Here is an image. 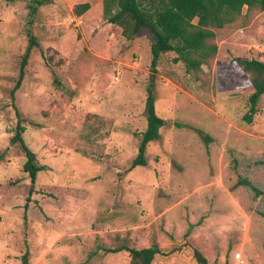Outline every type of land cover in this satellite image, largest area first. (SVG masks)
Segmentation results:
<instances>
[{"label":"rangeland","instance_id":"rangeland-1","mask_svg":"<svg viewBox=\"0 0 264 264\" xmlns=\"http://www.w3.org/2000/svg\"><path fill=\"white\" fill-rule=\"evenodd\" d=\"M83 2L92 8L78 15ZM98 2L0 0V264H25V254L26 264H130L128 251L105 248L154 243L153 264H200L196 249L210 263L264 264V195L239 183L245 154L264 150V101L252 123L243 119L253 87L236 62L264 61V17L245 9L235 29L220 30L201 70L173 51L154 68L149 32L128 41ZM31 35L39 45L13 95ZM150 86L166 124L148 164L131 168ZM17 110L46 166L26 217Z\"/></svg>","mask_w":264,"mask_h":264},{"label":"trees","instance_id":"trees-1","mask_svg":"<svg viewBox=\"0 0 264 264\" xmlns=\"http://www.w3.org/2000/svg\"><path fill=\"white\" fill-rule=\"evenodd\" d=\"M15 1V0H11ZM90 8V3L83 2L75 6V12L83 15ZM247 13L255 10L264 11V0H103V17L110 23L122 28V34L128 41H135L143 32L148 31L151 37L152 66L156 68L158 60L163 53L176 52L175 62L182 61L189 71L202 69L209 58L218 52V45L210 40L216 38L217 29L235 22L242 15L244 10ZM38 46L34 36H30V43L23 56L20 68V75L12 90L14 92L22 85L25 76V68L34 46ZM237 65L246 73L250 74L249 84L254 88L250 95V108L244 114L243 119L252 123L254 115L258 111V103L264 101V61L259 58H236ZM145 114L147 118L146 129L142 133L139 145V154L132 161L131 168L146 166L147 146L151 141L160 138V129L166 124L156 110V97L151 86L148 88V95L145 103ZM19 122L16 132L11 140L19 143L25 153L26 162L24 170L28 172L31 179V187L25 202V216L35 190V182L39 171L46 168L45 165L37 162L36 153L27 145L23 132L26 127L21 124V116L17 110ZM207 140L211 139L203 131L198 130ZM240 184L251 187L256 196L264 194L262 190L254 186L247 178L239 181ZM2 219L0 212V221ZM126 250L130 253V264H153L156 256L161 253L158 243L153 246L134 248L130 246H119L105 248L107 252H120ZM195 258L200 264L210 263L207 257L198 249L194 252ZM26 254L23 256L25 264Z\"/></svg>","mask_w":264,"mask_h":264},{"label":"crops","instance_id":"crops-1","mask_svg":"<svg viewBox=\"0 0 264 264\" xmlns=\"http://www.w3.org/2000/svg\"><path fill=\"white\" fill-rule=\"evenodd\" d=\"M90 3V2H88ZM91 4L90 3V8L91 7ZM88 9V10H91V9ZM98 8L101 9V11L103 12V0H99L98 2ZM87 10V11H88ZM259 17H264V11H259ZM107 21V20H106ZM236 22V21H235ZM235 22L225 26L224 28L222 29H217V33L220 31V30H224V29H227L228 31L232 30V29H235L234 26H230V25H234ZM110 23V22H109ZM119 27V26H118ZM120 28V27H119ZM121 29V28H120ZM138 39V38H137ZM136 41V40H135ZM134 41V42H135ZM176 56V55H175ZM253 92H254V88H253ZM252 92V93H253ZM264 116V115H263ZM260 115L259 113V117L258 118H263L264 120V117ZM256 119L254 121V126L256 125ZM264 130V129H263ZM252 153V154H251ZM249 155L245 154V173H246V178L249 179L251 181V183L256 186L257 188H259L260 190H262L264 192V150H260L259 152H252ZM140 166V165H139ZM259 176L262 178H259ZM36 189V187H35ZM261 195H264V194H261ZM259 195V196H261ZM37 194L36 192H33L32 194V198L35 199V200H38L39 199L37 198ZM258 197V196H257ZM32 202V201H31ZM30 208V206H29ZM29 208H28V211H29ZM0 212H1V216H2V219L1 221H3L4 219V211L0 209ZM27 215H28V212H27ZM26 215V216H27ZM24 216H25V207H24ZM25 216V217H26ZM13 217V220L14 222L15 221H18L20 216L19 215H12L11 218ZM10 222V221H9ZM13 222V223H14ZM1 241V240H0Z\"/></svg>","mask_w":264,"mask_h":264},{"label":"built area","instance_id":"built-area-1","mask_svg":"<svg viewBox=\"0 0 264 264\" xmlns=\"http://www.w3.org/2000/svg\"><path fill=\"white\" fill-rule=\"evenodd\" d=\"M237 256H240V254H237Z\"/></svg>","mask_w":264,"mask_h":264}]
</instances>
